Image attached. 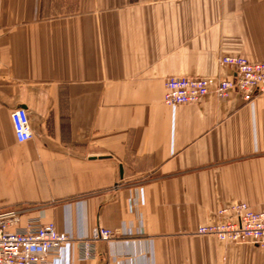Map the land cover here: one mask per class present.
<instances>
[{
  "label": "crops",
  "instance_id": "crops-1",
  "mask_svg": "<svg viewBox=\"0 0 264 264\" xmlns=\"http://www.w3.org/2000/svg\"><path fill=\"white\" fill-rule=\"evenodd\" d=\"M45 2L0 0V209L28 206L71 239L120 231L57 264H264L262 248L196 233L233 203L264 211V93L163 103L169 77L264 61V0Z\"/></svg>",
  "mask_w": 264,
  "mask_h": 264
},
{
  "label": "built area",
  "instance_id": "built-area-1",
  "mask_svg": "<svg viewBox=\"0 0 264 264\" xmlns=\"http://www.w3.org/2000/svg\"><path fill=\"white\" fill-rule=\"evenodd\" d=\"M219 64L232 69L231 79L169 77L164 84L163 103L174 108L199 104L209 94L225 99L231 93L250 102L264 93V61L251 62L243 57L228 56ZM10 118L16 141H28L31 129L27 111L14 109ZM26 215L18 208L0 210V264H45L50 256L57 264L73 242L81 257L90 259L94 256L95 242H108L120 234L118 229L96 226L88 236L71 239L57 231L53 223L40 224ZM217 217L218 221L199 226L196 233L222 243L250 244L264 249V211H253L245 203H233L218 210Z\"/></svg>",
  "mask_w": 264,
  "mask_h": 264
},
{
  "label": "rangeland",
  "instance_id": "rangeland-1",
  "mask_svg": "<svg viewBox=\"0 0 264 264\" xmlns=\"http://www.w3.org/2000/svg\"><path fill=\"white\" fill-rule=\"evenodd\" d=\"M47 2V1H46ZM45 2V6H44V8H45V14L46 15H48V14H56V12H58L59 10H57V9H60V6H61V0H54V2H52V3H46ZM224 57H228V56H222V57H220L219 58V62H220V60L222 59V58H224ZM239 57H241V56H239ZM244 58V57H243ZM246 59V58H245ZM249 61V60H248ZM251 62H255V61H251ZM213 78V77H212ZM25 207V208H24ZM28 206H25V205H23V206H12V207H9V208H5V209H11V208H18V209H22L23 211H25L26 212V214L28 215V213H30L29 212V207L27 208ZM0 210H4V209H0ZM26 215V216H27ZM25 219V218H24Z\"/></svg>",
  "mask_w": 264,
  "mask_h": 264
}]
</instances>
